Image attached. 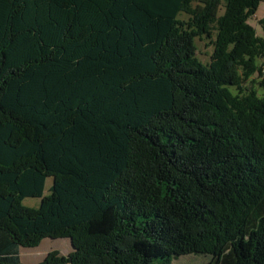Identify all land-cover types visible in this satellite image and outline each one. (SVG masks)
Listing matches in <instances>:
<instances>
[{
    "label": "trees",
    "instance_id": "1",
    "mask_svg": "<svg viewBox=\"0 0 264 264\" xmlns=\"http://www.w3.org/2000/svg\"><path fill=\"white\" fill-rule=\"evenodd\" d=\"M261 4L0 0V264H264Z\"/></svg>",
    "mask_w": 264,
    "mask_h": 264
},
{
    "label": "rangeland",
    "instance_id": "2",
    "mask_svg": "<svg viewBox=\"0 0 264 264\" xmlns=\"http://www.w3.org/2000/svg\"><path fill=\"white\" fill-rule=\"evenodd\" d=\"M224 10L222 9L223 14ZM264 17V4H261L260 9L256 16L249 20V24L253 26L257 31L259 36L262 35V29L259 25V20ZM179 19L187 21L188 17L184 14H180ZM197 43V55L200 59L199 61L204 65L210 63L213 54V44L211 39L203 38L196 39ZM257 77V76H255ZM255 81L261 82L262 79L255 78ZM261 80V81H260ZM53 185V179L48 178L46 180V190L44 191V196H49L51 187ZM40 198H26L23 204L26 207L37 209L41 205ZM58 250L59 254L62 256H67L69 252L72 251L69 240L67 239H45L42 241L41 245L35 249L22 248L20 251L21 260L24 264H40L45 260L48 253ZM211 261V257L205 255H185L180 258H177L173 261V264H208Z\"/></svg>",
    "mask_w": 264,
    "mask_h": 264
},
{
    "label": "built area",
    "instance_id": "3",
    "mask_svg": "<svg viewBox=\"0 0 264 264\" xmlns=\"http://www.w3.org/2000/svg\"><path fill=\"white\" fill-rule=\"evenodd\" d=\"M263 77H264V74H263ZM263 77H262V79H263Z\"/></svg>",
    "mask_w": 264,
    "mask_h": 264
}]
</instances>
